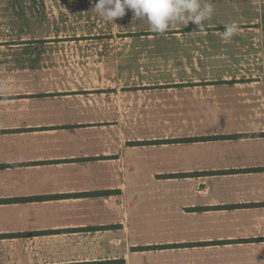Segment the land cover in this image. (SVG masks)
Masks as SVG:
<instances>
[{
	"label": "crops",
	"instance_id": "1",
	"mask_svg": "<svg viewBox=\"0 0 264 264\" xmlns=\"http://www.w3.org/2000/svg\"><path fill=\"white\" fill-rule=\"evenodd\" d=\"M209 2L191 63L245 70L143 89L124 121L23 74L0 94V264H264V0Z\"/></svg>",
	"mask_w": 264,
	"mask_h": 264
},
{
	"label": "rangeland",
	"instance_id": "2",
	"mask_svg": "<svg viewBox=\"0 0 264 264\" xmlns=\"http://www.w3.org/2000/svg\"><path fill=\"white\" fill-rule=\"evenodd\" d=\"M96 2L0 0V94L19 84L18 74H23L24 89L37 84L41 90L49 84L55 92L67 91L99 105L106 102V97L110 102L111 96L118 95V115L124 121L132 112L127 104L134 108L135 115H142L134 102L143 89L150 90L153 101L160 97L161 89L181 84L177 79H186L193 73L232 68L239 72V68H247L192 64L191 46H196L202 33L188 28L194 24L191 21L176 24V31L171 28L158 34L135 18L130 9L113 22L102 19L94 11ZM180 53L186 54L183 61ZM116 72L124 76L118 80L106 76ZM34 74L38 77H32ZM43 75L49 80H41ZM103 116L111 119L109 109ZM134 131L143 135L142 129ZM156 133L152 129L151 134Z\"/></svg>",
	"mask_w": 264,
	"mask_h": 264
},
{
	"label": "clouds",
	"instance_id": "3",
	"mask_svg": "<svg viewBox=\"0 0 264 264\" xmlns=\"http://www.w3.org/2000/svg\"><path fill=\"white\" fill-rule=\"evenodd\" d=\"M94 11L102 19L113 22L132 10L134 17L146 22L150 31L163 34L176 24L193 22L202 30L203 22L211 18L214 8L209 0H97ZM237 25L227 24L224 39H230Z\"/></svg>",
	"mask_w": 264,
	"mask_h": 264
}]
</instances>
